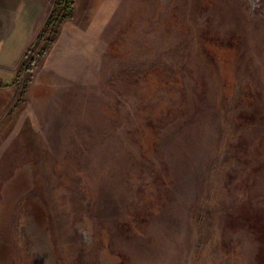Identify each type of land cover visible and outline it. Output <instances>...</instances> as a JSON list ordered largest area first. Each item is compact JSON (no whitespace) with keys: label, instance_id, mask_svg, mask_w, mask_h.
<instances>
[{"label":"rangeland","instance_id":"rangeland-1","mask_svg":"<svg viewBox=\"0 0 264 264\" xmlns=\"http://www.w3.org/2000/svg\"><path fill=\"white\" fill-rule=\"evenodd\" d=\"M54 1L0 0V264H264V0H76L13 84Z\"/></svg>","mask_w":264,"mask_h":264},{"label":"trees","instance_id":"trees-1","mask_svg":"<svg viewBox=\"0 0 264 264\" xmlns=\"http://www.w3.org/2000/svg\"><path fill=\"white\" fill-rule=\"evenodd\" d=\"M76 0H55L52 10L34 42L26 51L13 76V84L19 81L23 72L30 73L37 61H41L49 48L56 42L60 29L74 16ZM0 87H3L0 84Z\"/></svg>","mask_w":264,"mask_h":264},{"label":"crops","instance_id":"crops-1","mask_svg":"<svg viewBox=\"0 0 264 264\" xmlns=\"http://www.w3.org/2000/svg\"><path fill=\"white\" fill-rule=\"evenodd\" d=\"M27 5V4H26ZM31 17L32 15L30 14V10L28 7H26V11H23L22 13L19 11H17V13L15 14V21L13 26L10 29V33L6 35V37L4 38L3 41L8 40L11 36H13L16 27L18 26V23L20 24V27L22 29V33L24 32L26 34V37H24V41H15L16 42V46H15V53L13 54V51L11 52L13 54L12 57V61H3L4 64L2 65H9L12 62H14L17 58H19V56L21 55L22 51L25 48V44H26V39H27V35H28V28H29V23L31 21ZM37 17V16H36ZM60 35V34H59ZM1 42V41H0ZM13 49V47H12Z\"/></svg>","mask_w":264,"mask_h":264}]
</instances>
